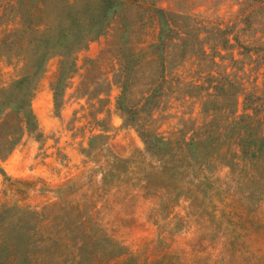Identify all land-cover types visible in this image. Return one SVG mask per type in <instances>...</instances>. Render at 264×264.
I'll list each match as a JSON object with an SVG mask.
<instances>
[{
	"label": "rangeland",
	"instance_id": "obj_1",
	"mask_svg": "<svg viewBox=\"0 0 264 264\" xmlns=\"http://www.w3.org/2000/svg\"><path fill=\"white\" fill-rule=\"evenodd\" d=\"M128 1L86 45L44 61L34 124L0 162V210L62 201L56 188L73 180L72 217L92 219L76 234L94 236L35 252L40 264H264V0ZM19 27L4 2L0 93L29 67ZM195 131L219 145L174 186L102 185L117 157L154 162L143 134Z\"/></svg>",
	"mask_w": 264,
	"mask_h": 264
},
{
	"label": "trees",
	"instance_id": "obj_2",
	"mask_svg": "<svg viewBox=\"0 0 264 264\" xmlns=\"http://www.w3.org/2000/svg\"><path fill=\"white\" fill-rule=\"evenodd\" d=\"M4 2L12 5L20 21L18 32H13L17 33L15 42L14 39L10 42L16 44L22 39L24 45L21 41L19 56L26 59L29 46L30 61L29 70L27 68L23 76L0 93V162L19 142L24 128L34 124L30 106L33 83L46 58L59 51L71 55L86 45L110 24L118 6L129 1L0 0V6ZM122 88L124 90L125 86ZM143 135L148 154L154 162L148 164L134 154L117 157L113 166L102 168V185L107 184L113 190L129 186L135 190L159 192L166 185L174 186L181 177L189 175L191 164L199 169L208 166L215 155V147L219 145V139L210 131L203 133L205 138H201L196 131L188 138H163L150 133ZM195 176L199 181L205 177L197 173ZM111 178L113 184H110ZM72 181L56 188L62 201L46 202L40 210L18 206H5L0 210V264H40L35 260V252L48 251L54 245L66 246L71 241L80 248L86 238L94 236L90 230L84 232V236L76 234L77 228L85 230L88 226L86 221L92 219L72 217L74 213L80 215L81 209V205L73 201L74 198L65 195L72 188ZM174 189L175 197H184L179 186ZM93 210H97L95 204Z\"/></svg>",
	"mask_w": 264,
	"mask_h": 264
}]
</instances>
